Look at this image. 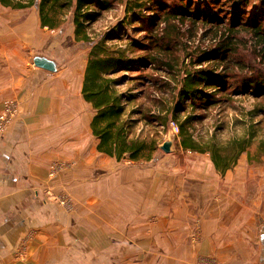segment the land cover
<instances>
[{"label": "rangeland", "instance_id": "1", "mask_svg": "<svg viewBox=\"0 0 264 264\" xmlns=\"http://www.w3.org/2000/svg\"><path fill=\"white\" fill-rule=\"evenodd\" d=\"M2 11L0 15L9 21H0L3 24L0 33H18L19 28H28V35L24 31L22 34L28 39L30 66H34V55H46L57 62L59 72H62L60 76L67 78L71 72L68 64H87L90 44L76 41L68 17L61 27L50 28L41 26L36 7L5 9L0 6V13ZM122 16L123 5L116 4L90 25L89 32L96 36ZM203 31L201 28L198 30L195 41H188L189 37L186 40L187 35L183 38L182 43L190 46L188 50L200 43ZM128 34L134 38L141 36L131 29ZM209 42L206 39L204 45ZM240 54L247 61L251 59L247 50ZM180 55L183 57V51ZM180 68V75H184L186 69L194 67L186 58L184 67L180 65ZM159 74L163 77L164 72ZM159 74L147 67L118 74L128 76L126 83L118 89L127 98L131 94L136 95L126 105L123 119L128 121L129 136L145 139L157 149L150 160L118 161L114 157L109 158V176L123 178L119 189L129 210L124 219L138 225L141 230V248L146 252L141 253L140 264H176L171 258L173 255L182 259L181 264H264V153L259 147L260 139L264 138V117L252 119L248 115L256 104L255 98L252 94L239 95L194 111L198 119H194L190 131L202 143L214 136L220 144H226L235 137L247 135L251 124L260 122L254 125L257 133L252 145L222 173L216 169L209 152L185 149L179 144V130L172 125L170 114L167 124L144 115L143 112L157 113L153 103L155 98L176 96L174 79L161 89L163 96L160 91L153 90L146 76ZM39 79L33 77L34 81ZM165 79H169L168 75ZM94 112L92 108L93 115ZM96 139L93 135L94 142ZM166 141L172 142L169 153L161 149ZM67 202L71 204L69 198ZM133 207L135 210L139 208L135 216L131 211ZM154 229L160 243L149 245L148 242H154L149 237ZM154 247L158 256L150 250Z\"/></svg>", "mask_w": 264, "mask_h": 264}, {"label": "trees", "instance_id": "2", "mask_svg": "<svg viewBox=\"0 0 264 264\" xmlns=\"http://www.w3.org/2000/svg\"><path fill=\"white\" fill-rule=\"evenodd\" d=\"M0 4L36 7L42 27H61L69 18L76 41L90 44L82 96L95 111L91 130L99 152L118 161H140L150 160L157 149L145 139L130 137L128 121L123 120L126 105L136 95L127 98L118 89L128 80L127 75L118 74L138 67L164 72L163 77L146 76L162 96L161 89L174 79L176 96L155 98L157 113H143L162 124H167L170 114L183 148L209 152L216 169L224 173L252 145L257 133L254 125L260 122L251 124L247 135L226 144L214 136L202 143L190 127L198 119L194 111L244 94L256 100L248 115L264 117V0H0ZM116 4L123 5V16L93 36L90 25ZM200 28L204 29L200 43L188 50L183 38L187 35L186 40L195 41ZM129 29L141 36H130ZM206 39L210 42L204 45ZM243 50L250 52L248 61L240 54ZM186 58L194 68L180 75ZM259 147L264 153V138Z\"/></svg>", "mask_w": 264, "mask_h": 264}, {"label": "crops", "instance_id": "3", "mask_svg": "<svg viewBox=\"0 0 264 264\" xmlns=\"http://www.w3.org/2000/svg\"><path fill=\"white\" fill-rule=\"evenodd\" d=\"M23 31L0 33V111L7 100L20 110L0 135V264H140L141 230L124 219L123 178L109 176L110 156L93 140L85 63L68 64L67 78L30 66ZM65 195L71 207L61 204ZM151 233L149 245L159 244Z\"/></svg>", "mask_w": 264, "mask_h": 264}, {"label": "built area", "instance_id": "4", "mask_svg": "<svg viewBox=\"0 0 264 264\" xmlns=\"http://www.w3.org/2000/svg\"><path fill=\"white\" fill-rule=\"evenodd\" d=\"M19 111L20 110H19V105H18L17 101L7 100L4 102V106H3L2 110L0 111V135H3L5 133L6 129L12 123V121L14 120L16 115L19 113ZM172 125L178 130V127L174 122H172ZM56 165L57 164H52V166H51V173L50 174L52 176L55 175V173L57 171ZM66 197L67 196H62L60 198V202L63 206L68 208L71 206L67 204L68 198L66 199Z\"/></svg>", "mask_w": 264, "mask_h": 264}, {"label": "water", "instance_id": "5", "mask_svg": "<svg viewBox=\"0 0 264 264\" xmlns=\"http://www.w3.org/2000/svg\"><path fill=\"white\" fill-rule=\"evenodd\" d=\"M33 64L39 68L51 72L57 71L58 68L57 62L53 58H49L48 56L42 54L34 55ZM171 145H172L171 141H166L163 143V145H161V149L164 152L169 153L171 151Z\"/></svg>", "mask_w": 264, "mask_h": 264}, {"label": "bare ground", "instance_id": "6", "mask_svg": "<svg viewBox=\"0 0 264 264\" xmlns=\"http://www.w3.org/2000/svg\"><path fill=\"white\" fill-rule=\"evenodd\" d=\"M210 239V238H209Z\"/></svg>", "mask_w": 264, "mask_h": 264}]
</instances>
